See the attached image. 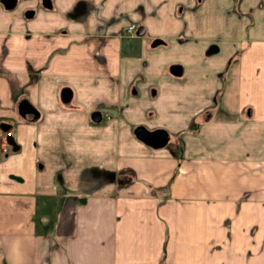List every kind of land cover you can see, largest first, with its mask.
<instances>
[{
    "label": "crops",
    "instance_id": "obj_1",
    "mask_svg": "<svg viewBox=\"0 0 264 264\" xmlns=\"http://www.w3.org/2000/svg\"><path fill=\"white\" fill-rule=\"evenodd\" d=\"M45 1L0 0V130L18 147L0 148V264H264V0H239L249 38L223 40L207 104L172 130L148 96L185 70L154 75L144 58L170 37L165 18L142 0H71L32 22V5L55 11ZM203 1L177 0L168 20L212 56ZM101 107L110 119L92 118ZM139 125L167 130V145Z\"/></svg>",
    "mask_w": 264,
    "mask_h": 264
},
{
    "label": "rangeland",
    "instance_id": "obj_2",
    "mask_svg": "<svg viewBox=\"0 0 264 264\" xmlns=\"http://www.w3.org/2000/svg\"><path fill=\"white\" fill-rule=\"evenodd\" d=\"M71 0H54L55 11L44 10L38 4L32 5L37 10V14L31 19L34 23H44L46 17L53 16L59 17L62 15L63 9ZM154 6L149 8L150 1L142 0L145 4V10L150 13H154L155 16H162L165 18L167 24H158L159 28L166 32L171 31L170 37L167 38V42L164 45H159L155 48L154 52H148L144 56L145 60H151L155 65L153 74L162 75L161 70L163 66H169L170 64H180L184 68L183 76L175 78L174 82L169 80V74L164 78L160 77V93L155 96H148L150 98V106L155 108L157 114L153 118L158 123L164 126H169L170 130L175 129L179 119L178 115L186 116L185 113H192L195 111L193 106L197 102L198 104L206 105L209 98L208 85L213 82L211 79L212 71H215L223 66V63L228 57L231 47L224 41L229 39H235L239 36L249 38L248 28L245 33L241 32V28H238L240 21L245 20L243 11L239 9V0H205L202 2V8L199 12H202L203 29L200 30V38L207 41L210 38H214L221 50L216 53H212V56H206L203 52H199L197 47L193 50L189 43H186V37H180V35H174L175 24L168 20L169 13L174 9V3L177 0H152ZM35 2V1H34ZM34 2H32L34 4ZM152 4V5H153ZM23 2L20 3V7H23ZM31 6V2L26 4L25 8ZM230 7V8H229ZM124 10V8L122 9ZM45 11V12H44ZM238 18H243L239 20ZM164 21V20H162ZM235 26L234 30H228V26ZM199 32V31H198ZM236 35V36H235ZM246 36V37H245ZM199 42V40L197 39ZM201 41V40H200ZM240 42H242L239 39ZM202 42V41H201ZM229 47V48H227ZM192 48V49H191ZM193 50V51H192ZM231 54V53H230ZM152 72V71H151ZM198 72L205 73L204 76H200ZM152 74V73H151ZM152 74V75H153ZM150 74L147 77L152 76ZM175 77V76H172ZM202 77L204 79H202ZM209 82H208V81ZM208 83H207V82ZM152 91V90H151ZM178 91V94H177ZM194 92H197L194 95ZM147 99V98H146ZM152 116L145 118L144 120H152ZM151 124L153 121H149ZM98 123V122H95Z\"/></svg>",
    "mask_w": 264,
    "mask_h": 264
},
{
    "label": "water",
    "instance_id": "obj_3",
    "mask_svg": "<svg viewBox=\"0 0 264 264\" xmlns=\"http://www.w3.org/2000/svg\"><path fill=\"white\" fill-rule=\"evenodd\" d=\"M1 2L4 4V6L6 8H11L15 4V0H1ZM44 2H47V1L44 0ZM136 32L138 34H142L144 32V28L139 27L136 30ZM157 42H159V41H157V40L154 41V43H157ZM209 50L210 51L214 50V47H211ZM170 69H171L172 73H174V74H179L181 72V66L177 65V64L171 65ZM68 92L69 91L67 89H65L63 91V94H62L63 99L66 98V95H69ZM98 117H99V112L95 111V113H93V115H92V118L98 119ZM135 133L139 139H141L145 143H147L153 147H156V148L163 147V146L167 145V143L169 141L168 131L165 129H162V128L150 130L143 125H139L135 129ZM7 140L11 145L14 146V149L18 148L16 141L12 136L8 137Z\"/></svg>",
    "mask_w": 264,
    "mask_h": 264
},
{
    "label": "built area",
    "instance_id": "obj_4",
    "mask_svg": "<svg viewBox=\"0 0 264 264\" xmlns=\"http://www.w3.org/2000/svg\"><path fill=\"white\" fill-rule=\"evenodd\" d=\"M135 26L133 24H130L126 27V30L129 32V33H132L133 30H134ZM99 113L100 115L104 118V119H110L111 118V113H110V110L107 109L106 107H101L99 110ZM12 136V132L7 130V131H2L0 130V148H2L4 142H5V139L7 137H10Z\"/></svg>",
    "mask_w": 264,
    "mask_h": 264
}]
</instances>
